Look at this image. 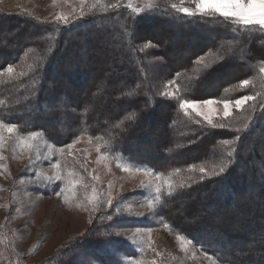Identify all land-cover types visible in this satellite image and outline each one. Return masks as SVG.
<instances>
[{
  "label": "rangeland",
  "instance_id": "rangeland-1",
  "mask_svg": "<svg viewBox=\"0 0 264 264\" xmlns=\"http://www.w3.org/2000/svg\"><path fill=\"white\" fill-rule=\"evenodd\" d=\"M113 4L118 7H109ZM173 4L195 8L194 0H84L83 4L81 0H0V31L9 30L5 35L11 42L9 48L0 50L4 52L0 60L10 59L0 66V79H21L41 61L37 82L43 80L48 94L58 95V101L50 104L48 116L56 114L54 125L66 127L68 133L67 140L60 141L58 136L56 142L42 130L30 131L42 135L29 149L19 143L29 131H20L14 124H9L16 129L13 133L0 129L4 137L0 146V264H219L194 242L189 243L190 238L170 229L157 207L149 214L147 205L149 200L155 201L156 186H162L160 198L169 193L165 181L172 183V193L177 194L172 201L175 209L168 214L177 227L189 234L195 229L204 234L214 232L215 242L226 250L227 257L242 254L253 261L259 256L264 264V72L260 71L264 61L256 64L251 76L217 90L224 83V71L234 69L238 74V66L248 62V51L237 50L243 42L239 33L264 34V30L258 26L241 28L229 21L228 27L234 32L218 31L217 36L232 39L223 53L202 49L187 68L171 74L170 69L185 65L184 58L190 52H197L191 47L204 38L205 44L215 39L212 29L197 33L193 28L166 22L165 11L170 10L172 17L178 12ZM137 7L140 13L133 11ZM81 10L85 15L77 19ZM142 13L160 15L140 26L141 31L150 32L155 44L144 42L134 47L130 42L140 31L135 18ZM57 15L68 18L69 24L56 21ZM216 17L200 16L198 22L214 23ZM186 30L191 34L186 35ZM38 32L45 35L39 44L32 38ZM146 54L157 56L146 59ZM50 60L54 61L48 65ZM9 65L14 70L11 74L6 71ZM46 66L48 74L43 77ZM96 67L99 76L94 78ZM132 79L142 86L139 95L136 90L125 91ZM243 80L249 81L246 88L240 86ZM118 88L119 93L115 92ZM203 89L208 92L199 97ZM165 92L175 98L162 96ZM243 96L255 99L236 109L234 101ZM119 97H124V102L140 98L144 105L133 112L130 106L117 104ZM149 98L159 102L150 119L141 115L151 114ZM182 99H214L212 121L225 127L211 128L191 109L186 115L179 108ZM225 99L233 101L227 118H223ZM170 106L178 117L171 121L174 114L169 109L170 121L163 122L161 110ZM200 109L209 113V106L201 103ZM90 113V120L98 115L96 126L102 129L117 126L123 137L119 145H126V151L141 161L158 165L160 171L108 154L104 131L97 134L92 126L84 128L83 118ZM43 114V109H35L33 120ZM135 116L139 120L134 124L143 129L126 137L120 125H130ZM24 120L32 123L31 118ZM200 150L202 156L188 160ZM224 166L226 171L219 177L210 175ZM201 167L206 170L203 180ZM221 176L233 188L231 197L213 192V180ZM198 183L209 189L197 190L201 187ZM244 208L250 211L251 219L241 214ZM126 244L136 254L126 255Z\"/></svg>",
  "mask_w": 264,
  "mask_h": 264
},
{
  "label": "trees",
  "instance_id": "trees-1",
  "mask_svg": "<svg viewBox=\"0 0 264 264\" xmlns=\"http://www.w3.org/2000/svg\"><path fill=\"white\" fill-rule=\"evenodd\" d=\"M161 4H164V2ZM166 10H168V9H166ZM168 11L164 12L165 15H168V16H164V18L169 19L166 22L172 21L173 23L181 24V26H183L184 29L185 28H190V29L193 28L192 30L196 31L197 33H199V32L203 33L202 31H204L205 29H207V30L212 29L214 34H215V37H214L215 39H212L210 41V42H212L214 40V45L211 48L209 47L211 45V44H209L210 42L205 44L207 42V41H204L205 38L202 41L200 40L198 42V44H195L194 47H191V48H194L193 51H197V52H190L188 57L184 58V64L185 65L183 67L176 66V68L170 69V73L171 72H179L182 69L187 68L190 64L189 61L191 60V58L195 57L196 55L197 56L200 55L202 49L204 50V49L209 48L213 52V54L214 53L219 54L220 52L223 53V51L226 50V48H224V47H227L228 41L232 40V39L227 38L226 36H224L223 38H220L222 36H219L220 39H218V37H217L218 34H220L218 31H224L226 33L227 32H234L231 29V27H228L229 21L225 20L222 17L214 18V20H213L214 23H210L207 21H199L198 22L199 17H200L199 15H197L195 17H189V16H186L184 13L173 12L176 16L172 17V15H171L172 12H170V10H168ZM158 15H156V13L153 15L147 14V13L139 14L135 18L138 21V25H139V27L137 26L138 30H140L142 25H147V23L145 22L146 20L153 21L154 18H156V17L160 18V15L159 16ZM141 21H143V22H141ZM85 24H87V22ZM214 24H215V26H213ZM190 29H188V30H190ZM44 30H47L45 26H44ZM180 30L182 31V33H183V31H185L183 29H180ZM8 31L9 30H6L4 32L0 31V50H2V49L4 50V49H6V47L9 48V46H11V42L8 39V36L5 35V32L7 33ZM114 31L116 33H118L117 29H115ZM138 33H139L138 35L134 34L132 41L130 42L132 45H134V47L137 45H140L144 42H152L155 44V42L153 41V36H150L149 31H146L143 28V30L142 31L140 30ZM187 34H191V33L189 31L187 32V30H186V35ZM239 34L240 35H238V36H240L242 39L240 41H243V42H241V44L239 46H237V50L241 51V50L245 49L246 51H248V57L246 59L248 62L244 65L241 64L240 66H238V69L236 70V71H238V74H237V72H234L235 71L234 69L231 70L230 72L224 71L222 73V75H223L222 79H224L223 80L224 83L219 84L217 90H220V89L222 90V87L236 83L239 78L243 79L245 77L251 76V74H253L255 71L256 64L258 62L264 61V34H260V33L255 34V31L254 32L248 31V32L239 33ZM243 37H247L249 40L248 39L246 40ZM32 38L38 39L36 43L39 44L40 41H44L45 35H43V37H42V34H40L38 32V34L37 33L34 34V36ZM200 42H202L201 45H200ZM246 42L248 44L251 43V45L248 46V44H246ZM74 44L75 43H73L72 45H74ZM126 46H127V44H126ZM12 51H14V53H16L14 49H12ZM0 53H2V52H0ZM2 54H4V52ZM119 54H120L119 56L122 57V55H121L122 52H119ZM150 55L146 54V56H145L146 59H149L150 57L157 56L156 54H153L154 56L153 55L150 56ZM123 58H124L125 62H127V63L130 62V59H128V57H126V55ZM8 61H10V59L9 60L7 58L1 59L0 60V66H2V64L6 63ZM53 61L50 60L47 62V64L50 65L51 63H53ZM40 64H41V61H37L35 63L36 69H34L33 71H31L28 74H25L21 79H17L14 81L9 80V79L8 80L0 79V120H3L5 123H8V124L18 125V128L20 129V131H23V132H28V131L30 132L33 130H42L45 134H47L49 136V138H51L52 140H54L56 142L59 141V139L57 140L58 136L62 137L60 139V141H65L68 139V133H66L67 131L66 132L64 131V130H66V127L63 129H59L54 125L53 121H54V118H56V116H57L56 114H54L53 116H48V111L50 110L49 107L51 106L50 104L58 101V95L57 94L49 95L48 94L49 90L44 85L43 80H41V82H37V80L41 74V70L38 67V65H40ZM47 68L48 67L46 66L45 68L42 69L43 70V77H44V75L46 77V74H48ZM130 69H132L130 71L134 70L133 67ZM242 71L244 72L243 76L241 75ZM98 76H99V74L97 75V67H96L94 78H97ZM129 81H130L129 83L127 82L128 84L126 83L127 86H125V88H126L125 91L127 92V94L132 93L133 90H136L135 93L139 95L141 93L140 91L142 90V86H140L139 83H135V81H133V79L129 80ZM223 84H224V86H223ZM135 85H138V86L136 87ZM133 86L135 87V89H133L134 88ZM206 86H208V85H206ZM128 88H129V90H128ZM45 91H46V95L44 96L43 93H45ZM115 92L119 93L120 88L115 89ZM115 92L113 91V93H112L114 95V97L116 94ZM207 92H208V90L203 89L201 91L202 94H198V95H201L199 97H202ZM207 97L208 96H205V98H207ZM123 98L124 97H119V99H121V100L117 104H119L121 106H123V105L124 106H130V108L133 109V112L135 109L140 110V108H138V107L144 105V103H142V101H141L142 99H140V98H138L136 100L139 102H136V101L124 102V101H122ZM134 103H135V105H134ZM148 106L150 108L149 112L151 113L154 108L159 106V102L155 101L154 99L149 98ZM263 106H264V103H263ZM165 108H166V110L162 109L161 113H160V118L162 119L163 122H166V121L169 122L170 120L174 121V119H177L176 117H178V113L176 112V110L173 109L172 106L165 107ZM35 109H37V110L43 109V113H44L43 115L45 118L44 117L37 118V121L33 120L34 116H32V114L35 111ZM169 109L172 110L171 111L172 115L174 114V116H172L170 118V120L168 118L169 114H170ZM152 113L147 114V115H144L143 113H141V115H142V117H146V118L150 119L152 117ZM90 115H91V113L88 115V118H83L84 126H85V127L84 126L83 127L86 128V127L92 126L95 128L94 132L95 133L97 132V134L104 131V136L102 137V139H104L105 150L107 151L108 154H110L112 156L124 157L136 165L149 167L156 172L160 171L161 167L159 168L158 165L151 163V162H147V161H145V162L141 161L140 159L136 158L135 156L131 155L129 152L126 151V149H125L126 145H121V146L119 145L120 140H122L123 137L121 138L122 131H120V129L117 126L109 125V129H106V130L104 128L102 129V127L96 126L97 121H99L98 115L95 116V118H93L92 120H90L91 119ZM64 116L68 117V112H66ZM125 116L126 115H123L124 118H125ZM24 118H31L32 123H29L28 121L24 120ZM34 119H35V117H34ZM40 120H41V122H40ZM138 120L139 119L135 116V118L133 119V122L130 125H128L129 122H124V121H123L124 125H120V127L122 126L125 129L123 133L125 134L126 137L127 136L132 137L134 132L137 131V129H138V131L143 129L140 125L134 124V123L138 122ZM81 122L83 123V121H81ZM42 124H44V125H42ZM182 124H180L181 127H183ZM180 125H178V126H180ZM63 132H65V135H63ZM124 134H123V136H124ZM163 135H165V134H163ZM163 135H162V137H164ZM63 138H65V139H63ZM166 139H168L167 135L165 136L164 140H166ZM130 145L131 144L128 143V146H130ZM167 145H169V142H166V146ZM126 148H128V147H126ZM197 152H199L198 155L191 157L188 160L189 161H193V160L195 161L197 158H199V156H202L204 154V153L202 154L201 150L197 151ZM203 152H205V151L203 150ZM170 162L171 161H168L167 167H168ZM167 167L165 169H167ZM223 180H224V176H221L220 178L213 180L212 187L213 188L215 187L213 192L219 193V194L222 193V195L226 196L227 198H228V196L231 197V195L234 193L233 188L231 186H227L226 181H223ZM221 183H222V187H220ZM199 184H201V183H198L197 186ZM194 186H196V185H194ZM200 186L201 187L197 190H201V189L205 190V188L209 189V186L206 187L204 184H201ZM225 187H227V188H225ZM191 189H192V187H191ZM188 190H190V189H188ZM204 190H202V192H207ZM192 191H194V190H192ZM262 192L263 191H261V193ZM176 195H177L176 193L175 194L172 193L171 195H169V193L164 194L161 197V203L156 205L162 219L170 227V229L190 238V240L192 242H194L195 245L199 246L200 249L204 253L211 256L219 264H244L246 261H247V263L263 264V262H261V258L259 256L254 257L253 261L251 259L247 258L248 256L245 255L246 256L245 257L242 254H238L237 256H235V258H234V256H232L233 258L227 257V255L225 254L226 250L221 245H219L215 242L216 236H214V232L207 233V231H203V232H206V234H204V233H202V230L195 229L192 234H189L187 231L177 227L174 224L173 220L168 215L170 212H173L175 209L174 205L172 204V201L175 199ZM190 204H192V203H189V204L187 203V206H189ZM254 206H256V204H254ZM241 210L243 211V212L241 211V214L246 219H251V217L249 218V216H248L250 214L249 213L250 211L246 210L245 208L241 209ZM261 210H263L262 211L263 214H261V216H262V220L264 221V205L261 206ZM253 218H256V217H253ZM204 224L210 225V223L208 224V222H205ZM202 228H204V227H202ZM211 228L212 227H210L209 229L211 230ZM214 231H216L217 233L220 232L218 230H214ZM121 244H123V243H121ZM126 246L129 249L128 252L125 253L126 255L131 254V256H133L134 254H136L135 251L128 244H126ZM229 255H233V254H229Z\"/></svg>",
  "mask_w": 264,
  "mask_h": 264
},
{
  "label": "snow or ice",
  "instance_id": "snow-or-ice-1",
  "mask_svg": "<svg viewBox=\"0 0 264 264\" xmlns=\"http://www.w3.org/2000/svg\"><path fill=\"white\" fill-rule=\"evenodd\" d=\"M81 3L83 4L84 0H81ZM194 3H195L194 9L189 7L177 8L176 4H173L172 8L177 9L178 12H182L189 17H195L197 15L218 16V17H223L225 20L233 22L234 24L240 26L241 28H249V26H258L259 29L264 30V0H194ZM109 7L116 8L118 7V5L113 4L110 5ZM129 7H131V5H129ZM133 11L136 13H140L142 10L137 7L134 8ZM84 15L85 13L83 12V10H81L80 17H78L77 19L82 18ZM56 21H62L65 25L69 24L68 18L62 15H57ZM151 46L155 47V45H151ZM147 47H149V45H145V48ZM199 63L203 64V60L201 59ZM208 67L209 65H205V68ZM6 71L7 73L11 74L13 73L14 70L13 67L9 65L6 68ZM260 71L264 72V68H261ZM248 84H249L248 80H243L240 82V86L242 88H246ZM161 95L169 99L175 98L173 93L171 92H165L162 93ZM253 99H255V97H251V96H243L239 99H236L234 101L236 109H240L245 102ZM216 102L217 101H215L214 99H207L202 102L194 101L191 99H182L179 101V108L183 110L186 115L188 114V110L191 109L193 112L196 113L197 116H203L204 120L207 121V124L213 129L218 127H225V125L214 124L212 121L210 113L214 112L215 109H212L210 106L215 104ZM201 103L204 106H209V113H205L201 111L200 109ZM222 103H223V118H227L231 114V110H232L231 105L233 101L225 99L222 101ZM197 123H199V121H197ZM0 129H4L9 133H13L14 131H16L14 126L5 123L3 120H0ZM40 135L42 134L37 132H30L27 136H21L19 138V143L21 146L31 149L33 146V141L36 140ZM3 142H4V137L0 135V146H2ZM67 147L71 148L72 145L69 144ZM228 155L231 156L232 153H229ZM199 171L202 174L201 180H203L205 178L204 174L206 170L203 167H201ZM225 171H226V166L221 167L219 172H214L211 173L210 175L219 177ZM57 179H59V177H57ZM157 179L158 180L160 179L159 175H157ZM165 184L169 189V195H171L173 191L172 183L170 181H165ZM179 187L183 188L184 185L181 184L179 185ZM161 190H162V186L157 185L155 188V191L157 193L155 201L149 200L147 205L149 209V214L155 212L157 210L156 205L161 203V198L159 195ZM57 195H59V193H57ZM89 202L92 203V201ZM108 203L109 206H112L111 200H109ZM140 215H145V214L141 213ZM109 219H112V217H109ZM177 239H181V237L178 235ZM188 242L192 243V241H188Z\"/></svg>",
  "mask_w": 264,
  "mask_h": 264
}]
</instances>
